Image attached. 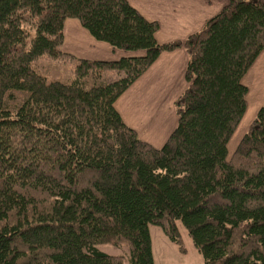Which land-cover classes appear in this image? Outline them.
Masks as SVG:
<instances>
[{"label": "trees", "instance_id": "16d2710c", "mask_svg": "<svg viewBox=\"0 0 264 264\" xmlns=\"http://www.w3.org/2000/svg\"><path fill=\"white\" fill-rule=\"evenodd\" d=\"M67 19L142 55L66 53ZM157 29L126 0H0V264H154L151 225L185 253L181 225L203 264H264V104L228 150L264 51V0H228L181 42L159 44ZM176 49L187 86L155 148L115 102Z\"/></svg>", "mask_w": 264, "mask_h": 264}, {"label": "crops", "instance_id": "0c3cea01", "mask_svg": "<svg viewBox=\"0 0 264 264\" xmlns=\"http://www.w3.org/2000/svg\"><path fill=\"white\" fill-rule=\"evenodd\" d=\"M146 20L156 22L155 40L159 44L181 42L197 33L228 0H126ZM63 50L81 59L117 61L142 53H124L98 42L75 19L63 27ZM188 56L184 49L163 52L115 102L124 123L138 137L160 148L177 123L174 102L185 90ZM247 88V125L264 104V51L243 78ZM247 128V126H246ZM162 142V143H161Z\"/></svg>", "mask_w": 264, "mask_h": 264}, {"label": "rangeland", "instance_id": "374dc122", "mask_svg": "<svg viewBox=\"0 0 264 264\" xmlns=\"http://www.w3.org/2000/svg\"><path fill=\"white\" fill-rule=\"evenodd\" d=\"M244 120L245 119L242 118L236 132L229 141L228 150L230 155L235 149L240 137L245 132L246 126L248 127L246 124L247 122ZM164 143L165 141L162 144H159V147ZM179 229L183 240V246L186 250L185 253L179 252L177 246L168 240L159 227L152 225L149 226L154 264H203L202 255L193 246L192 240L186 233L185 229L181 225H179ZM126 247V244H121L119 247H115L108 243L99 245L98 249L109 255H125L127 253ZM125 264L128 263L125 262Z\"/></svg>", "mask_w": 264, "mask_h": 264}]
</instances>
